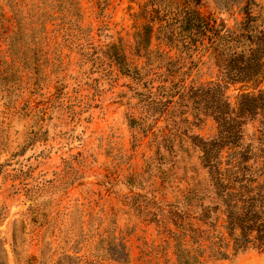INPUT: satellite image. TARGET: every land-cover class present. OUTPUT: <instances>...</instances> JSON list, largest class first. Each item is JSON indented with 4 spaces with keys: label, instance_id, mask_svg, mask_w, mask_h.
I'll return each mask as SVG.
<instances>
[{
    "label": "rangeland",
    "instance_id": "rangeland-1",
    "mask_svg": "<svg viewBox=\"0 0 264 264\" xmlns=\"http://www.w3.org/2000/svg\"><path fill=\"white\" fill-rule=\"evenodd\" d=\"M226 1L0 0V264H264V48L202 33Z\"/></svg>",
    "mask_w": 264,
    "mask_h": 264
},
{
    "label": "trees",
    "instance_id": "trees-1",
    "mask_svg": "<svg viewBox=\"0 0 264 264\" xmlns=\"http://www.w3.org/2000/svg\"><path fill=\"white\" fill-rule=\"evenodd\" d=\"M243 1L244 0H228L225 2V6L226 7H228V5L232 6L233 4H238L240 2L242 3ZM250 2H252V0H245L244 1L245 5L240 7V10H244V13L246 15L243 21L241 22V25L239 26V29L237 31L231 30L224 26L221 28H212L207 23L202 22V25H201L202 33L205 36H208L209 37L208 39H210L211 42L219 46H223L227 48H230L233 44H239L243 46L246 45L250 49L264 48V31L262 28H260V30L256 29L255 24L252 23L254 20H256V18L251 15V11L249 8ZM15 18H16V14H15ZM17 22H18V18H17ZM258 74L259 72L251 71L247 77L252 78L254 76H258ZM222 205L224 207L223 213L226 214L227 216L229 228L233 229V233L235 235L233 236L234 240L236 242H243V241L246 243L249 242L251 239L248 237V235H243L241 234V232L239 234H236L235 232L236 230L243 231V227L241 226V224L237 223V216L233 215L234 210L238 211V209H236L238 208V206H236V204H230V203L228 204L223 203ZM189 230L194 231V229H189ZM177 236L179 237L181 235H177ZM213 244L218 245V240H216ZM224 247H225V244H224ZM263 248H264V223H263ZM210 250H211L212 255L216 257L226 256V253L223 252V250L221 249V246L219 245L217 247H214L213 245V247H210ZM177 252H178L179 264H192L194 261H196L195 256L191 255L190 251L186 250L185 248L178 249Z\"/></svg>",
    "mask_w": 264,
    "mask_h": 264
}]
</instances>
